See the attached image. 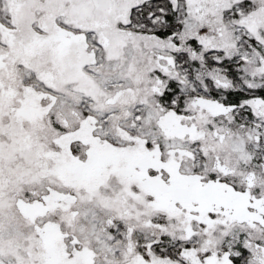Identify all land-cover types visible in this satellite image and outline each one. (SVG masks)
I'll use <instances>...</instances> for the list:
<instances>
[{
	"label": "snow or ice",
	"instance_id": "snow-or-ice-1",
	"mask_svg": "<svg viewBox=\"0 0 264 264\" xmlns=\"http://www.w3.org/2000/svg\"><path fill=\"white\" fill-rule=\"evenodd\" d=\"M0 264H264V0H0Z\"/></svg>",
	"mask_w": 264,
	"mask_h": 264
}]
</instances>
